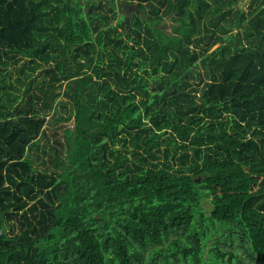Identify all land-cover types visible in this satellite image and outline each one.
I'll use <instances>...</instances> for the list:
<instances>
[{
  "label": "trees",
  "instance_id": "1",
  "mask_svg": "<svg viewBox=\"0 0 264 264\" xmlns=\"http://www.w3.org/2000/svg\"><path fill=\"white\" fill-rule=\"evenodd\" d=\"M243 1L0 0V264H264Z\"/></svg>",
  "mask_w": 264,
  "mask_h": 264
},
{
  "label": "rangeland",
  "instance_id": "2",
  "mask_svg": "<svg viewBox=\"0 0 264 264\" xmlns=\"http://www.w3.org/2000/svg\"><path fill=\"white\" fill-rule=\"evenodd\" d=\"M79 1H80V0H79ZM83 1H84V0H83ZM247 4H248V1H247V0H244V1H243V6L246 7ZM83 5H84V3H83ZM159 28L162 30V32H163L164 34H173V35H177L176 32L172 31V25H171V23L168 22V21L163 22V25H162L161 27H159ZM37 73H38V70H37ZM57 107H58V106H57ZM48 126H49V129H50V127L52 126V122H50V123L48 124ZM253 186H254V185H253ZM256 188H257V185H255L254 187H251L250 189H245V190H241L240 188H237L235 191L252 192V191H255Z\"/></svg>",
  "mask_w": 264,
  "mask_h": 264
},
{
  "label": "water",
  "instance_id": "3",
  "mask_svg": "<svg viewBox=\"0 0 264 264\" xmlns=\"http://www.w3.org/2000/svg\"><path fill=\"white\" fill-rule=\"evenodd\" d=\"M131 11H135L133 5L119 4V6H118V12L123 16V22L122 23L125 24V27L128 26L129 19H130L129 13ZM15 128H18V126H17L16 122L13 121L12 132L15 130Z\"/></svg>",
  "mask_w": 264,
  "mask_h": 264
},
{
  "label": "flooded vegetation",
  "instance_id": "4",
  "mask_svg": "<svg viewBox=\"0 0 264 264\" xmlns=\"http://www.w3.org/2000/svg\"><path fill=\"white\" fill-rule=\"evenodd\" d=\"M119 4H124V3L119 2V3H118V6H119ZM131 5H133V3H132ZM134 10H135V8H134ZM133 13H136V12H135V11H131V12L129 13V17H130V18H131V16H132ZM121 22H123V19L121 20Z\"/></svg>",
  "mask_w": 264,
  "mask_h": 264
}]
</instances>
